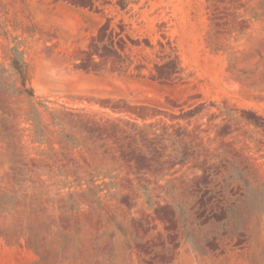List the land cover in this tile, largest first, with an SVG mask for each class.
Segmentation results:
<instances>
[{"label": "rangeland", "instance_id": "1", "mask_svg": "<svg viewBox=\"0 0 264 264\" xmlns=\"http://www.w3.org/2000/svg\"><path fill=\"white\" fill-rule=\"evenodd\" d=\"M0 264H264V0H0Z\"/></svg>", "mask_w": 264, "mask_h": 264}]
</instances>
